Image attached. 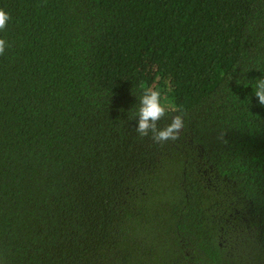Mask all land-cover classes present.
Returning a JSON list of instances; mask_svg holds the SVG:
<instances>
[{
    "label": "trees",
    "instance_id": "obj_1",
    "mask_svg": "<svg viewBox=\"0 0 264 264\" xmlns=\"http://www.w3.org/2000/svg\"><path fill=\"white\" fill-rule=\"evenodd\" d=\"M0 9V264H264V0ZM143 87L178 140L135 131Z\"/></svg>",
    "mask_w": 264,
    "mask_h": 264
},
{
    "label": "clouds",
    "instance_id": "obj_2",
    "mask_svg": "<svg viewBox=\"0 0 264 264\" xmlns=\"http://www.w3.org/2000/svg\"><path fill=\"white\" fill-rule=\"evenodd\" d=\"M10 20L9 14L0 9V30L6 28ZM6 41L0 38V55L5 51ZM254 95L258 98V103L264 106V77L256 80L253 86ZM168 113H176L171 116L170 123L165 127L159 128L158 121ZM135 131L141 136L151 135V139L159 144H164L167 141H176L180 138V132L184 128V113L177 109L174 105L167 102L160 88L143 87L139 98V107L129 119L137 118ZM225 133H220V139L223 140Z\"/></svg>",
    "mask_w": 264,
    "mask_h": 264
},
{
    "label": "rangeland",
    "instance_id": "obj_3",
    "mask_svg": "<svg viewBox=\"0 0 264 264\" xmlns=\"http://www.w3.org/2000/svg\"><path fill=\"white\" fill-rule=\"evenodd\" d=\"M154 68H150L149 73L151 74L153 72Z\"/></svg>",
    "mask_w": 264,
    "mask_h": 264
}]
</instances>
